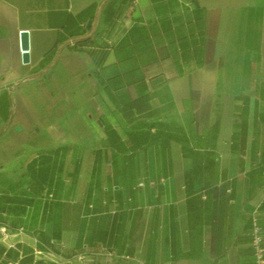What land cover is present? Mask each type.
Listing matches in <instances>:
<instances>
[{
  "label": "crops",
  "instance_id": "1",
  "mask_svg": "<svg viewBox=\"0 0 264 264\" xmlns=\"http://www.w3.org/2000/svg\"><path fill=\"white\" fill-rule=\"evenodd\" d=\"M253 216L264 0H0V264H254Z\"/></svg>",
  "mask_w": 264,
  "mask_h": 264
},
{
  "label": "built area",
  "instance_id": "2",
  "mask_svg": "<svg viewBox=\"0 0 264 264\" xmlns=\"http://www.w3.org/2000/svg\"><path fill=\"white\" fill-rule=\"evenodd\" d=\"M73 46L84 48L83 46H79L73 44ZM91 50H94L91 48ZM143 185V184H142ZM0 232L5 234L7 232L6 228H1ZM252 250H253V256H254V264H264V229L259 224V220L256 216H253L252 218ZM105 255L112 257L113 253L105 250ZM34 257L35 258H45L46 260L55 263V264H88L92 262L86 254H74L71 257H65L64 255H57L52 252L44 253L43 251L39 249L34 250Z\"/></svg>",
  "mask_w": 264,
  "mask_h": 264
},
{
  "label": "water",
  "instance_id": "3",
  "mask_svg": "<svg viewBox=\"0 0 264 264\" xmlns=\"http://www.w3.org/2000/svg\"><path fill=\"white\" fill-rule=\"evenodd\" d=\"M91 23H89L90 26ZM89 28V27H88ZM21 38V51L24 64L30 63V34L28 31H22Z\"/></svg>",
  "mask_w": 264,
  "mask_h": 264
},
{
  "label": "trees",
  "instance_id": "4",
  "mask_svg": "<svg viewBox=\"0 0 264 264\" xmlns=\"http://www.w3.org/2000/svg\"><path fill=\"white\" fill-rule=\"evenodd\" d=\"M76 45L82 46V44H81V43H77Z\"/></svg>",
  "mask_w": 264,
  "mask_h": 264
}]
</instances>
